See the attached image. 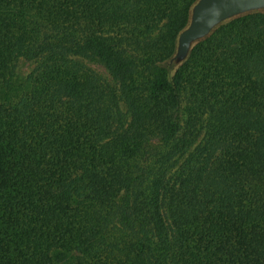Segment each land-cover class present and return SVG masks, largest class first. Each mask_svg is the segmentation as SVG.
Instances as JSON below:
<instances>
[{"label": "trees", "instance_id": "obj_1", "mask_svg": "<svg viewBox=\"0 0 264 264\" xmlns=\"http://www.w3.org/2000/svg\"><path fill=\"white\" fill-rule=\"evenodd\" d=\"M194 1L0 0V264H264V13L170 82Z\"/></svg>", "mask_w": 264, "mask_h": 264}, {"label": "water", "instance_id": "obj_2", "mask_svg": "<svg viewBox=\"0 0 264 264\" xmlns=\"http://www.w3.org/2000/svg\"><path fill=\"white\" fill-rule=\"evenodd\" d=\"M253 13H264V0H195L189 7L185 26L176 36L172 54L158 66L165 69L171 82L196 44L210 37L221 25Z\"/></svg>", "mask_w": 264, "mask_h": 264}, {"label": "rangeland", "instance_id": "obj_3", "mask_svg": "<svg viewBox=\"0 0 264 264\" xmlns=\"http://www.w3.org/2000/svg\"><path fill=\"white\" fill-rule=\"evenodd\" d=\"M83 64H84L85 68L92 70L93 72L97 73V75H99V77L101 79H103V81L105 83H107L109 85H112L114 83V81L112 80L110 75L107 73V71L98 63H90L89 61L85 60V61H83ZM18 67H19L18 68L19 74L25 76L31 70L32 65L30 63H27V62L21 60L18 64ZM124 106H125V104L123 102H120L121 110H124Z\"/></svg>", "mask_w": 264, "mask_h": 264}]
</instances>
